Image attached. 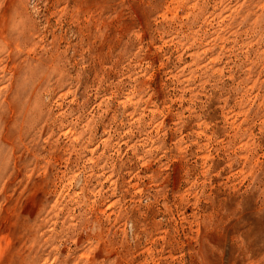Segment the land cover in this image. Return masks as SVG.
I'll use <instances>...</instances> for the list:
<instances>
[{
  "label": "rangeland",
  "instance_id": "374dc122",
  "mask_svg": "<svg viewBox=\"0 0 264 264\" xmlns=\"http://www.w3.org/2000/svg\"><path fill=\"white\" fill-rule=\"evenodd\" d=\"M0 264H264V0H0Z\"/></svg>",
  "mask_w": 264,
  "mask_h": 264
},
{
  "label": "clouds",
  "instance_id": "9594fccd",
  "mask_svg": "<svg viewBox=\"0 0 264 264\" xmlns=\"http://www.w3.org/2000/svg\"><path fill=\"white\" fill-rule=\"evenodd\" d=\"M0 169H3V164L2 163H0ZM35 264H42V261L38 260V261L35 262Z\"/></svg>",
  "mask_w": 264,
  "mask_h": 264
}]
</instances>
